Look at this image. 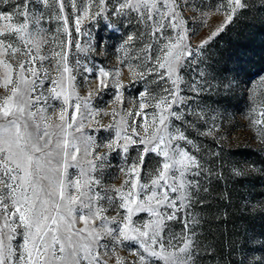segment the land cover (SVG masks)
<instances>
[{
    "label": "snow or ice",
    "instance_id": "obj_1",
    "mask_svg": "<svg viewBox=\"0 0 264 264\" xmlns=\"http://www.w3.org/2000/svg\"><path fill=\"white\" fill-rule=\"evenodd\" d=\"M7 3L0 0V4ZM70 3L77 33L83 20L95 19L107 11L106 0ZM9 6L12 12L0 11V22H6L0 24V264H108L104 257L121 245L136 249L132 264H193L194 229L186 216L183 225L190 234L183 236L182 246L173 243L175 235L165 239L168 223L181 220L191 206L190 190L198 186L187 175H200L197 158L178 143L191 141L182 132L173 134L170 130L171 119L182 118L172 111L173 105L187 104L180 94L179 73L193 56L190 46L184 44L186 21L179 11L182 5L178 0H119L109 13H136L137 19L149 25L151 37L164 41L154 67L127 64L133 81L156 73L161 81H171L172 88L164 89L165 95L154 105L159 115H153L150 121L146 109L152 105L145 102L150 98L147 90L139 92L138 106L121 115L119 121L116 116L120 113L113 108L114 123L99 127L115 129V138L99 144L86 134L93 123L99 124L96 117L101 115L93 109L92 98L115 89L114 103L122 104L125 85L120 79L121 69H96L77 61L84 79L92 74L96 80L88 96L80 97L74 93L76 77L68 66L64 42L56 45L60 51L49 48L48 54H42L51 31L41 27L43 20H55L63 25L65 34L71 35L65 0H18ZM96 7L99 10L93 11ZM222 7L229 9L226 19L231 21L236 9L244 4L241 0H226L215 5L217 12ZM166 28L176 30L175 40L164 36ZM134 39V35H128L124 45ZM206 43L203 41L201 47ZM67 44H71L70 39ZM76 47L86 50L79 43ZM151 49L149 44L146 51ZM45 61L55 62L57 78L44 68ZM148 61L152 62L151 56ZM46 80L50 87L45 85ZM55 101L60 102L59 108L52 103ZM136 116L144 121L143 134L137 131L134 120L129 124L126 119ZM130 145L141 147L137 161L120 169L128 177L124 185H129V190L124 191L122 185L108 195L96 178L97 169L103 167L108 151L121 149L127 158ZM150 154L158 158L157 166L153 178L144 183L141 173ZM105 202L117 209L116 216L106 215ZM138 213H147L149 219L137 225L133 217ZM81 223L83 227L78 226ZM116 264L125 262L117 256Z\"/></svg>",
    "mask_w": 264,
    "mask_h": 264
},
{
    "label": "rangeland",
    "instance_id": "obj_2",
    "mask_svg": "<svg viewBox=\"0 0 264 264\" xmlns=\"http://www.w3.org/2000/svg\"><path fill=\"white\" fill-rule=\"evenodd\" d=\"M17 2L8 0L7 4H0V11L12 12L9 5ZM118 2L106 0L107 11L95 19L83 20L81 32L77 33L74 9L70 0H65L70 36L55 20L41 22V27L51 29L49 44L44 46L42 54H48L49 48L60 51L56 45L64 42L68 66L76 77L74 93L80 97L88 96L89 91L95 88L96 80L92 74L85 80L77 61L80 65L95 66L96 69H121L120 79L125 85L123 103H114L115 89L92 98L93 109H98L101 115L96 117L99 124L93 123L86 129V134L93 136L98 144L115 138V129L99 127L114 123L111 115L113 108L120 113L116 116V121H119L121 115L138 106L139 92L147 90L150 98H146L145 102L152 105L146 109L150 121L153 115H159L154 105L165 95L164 89L172 88L171 81H161L156 73L133 81L127 64L154 67L158 48L163 47L164 41L153 39L149 25L137 19L136 13L130 16L109 15ZM241 2L244 7L237 8L232 20L228 21L226 13L229 9L222 7L218 12L215 9V5L226 3V0H178L182 5L179 11L186 21L184 44L190 46L193 56L185 61L179 73L182 78L180 94L187 99V104L173 105L172 111L182 118L171 119L170 130L173 134L182 132L191 141L181 140L178 143L197 158L200 175H187V179L197 181L198 186L190 190L191 206L181 220L168 223L169 232L165 239L175 235L173 243L182 246L183 236L190 234L183 225L186 216L194 229L193 264H260L264 261V122L256 123L257 120L264 121L261 116L264 110V0ZM80 3L81 0H77V4ZM98 10V7L93 9ZM202 12L208 15L202 16ZM3 23L6 22H0ZM213 32L217 34L212 36ZM128 35H134L136 39L124 45ZM176 35V30L165 29V37L175 40ZM69 39L70 45L67 44ZM203 41L207 43L201 47ZM77 43L86 50H78ZM149 44L152 49L146 51ZM148 56L152 57L151 63ZM44 68L49 69L53 78L58 77L54 61L52 64L45 61ZM45 85L51 86L47 80ZM193 87L195 91H192ZM52 103L59 108V101ZM104 112L109 114L103 115ZM126 119L129 124L134 120L137 131L143 134L141 125L144 121L141 117ZM139 147L130 145L127 158L121 149L107 152L103 167L98 168L95 175L108 195L113 194V188L122 185L124 191L129 190V185H124L128 177L120 169H126L137 161ZM157 160L152 154L145 158L142 182L148 183L153 178ZM104 207L108 208L107 216L117 215V209L109 208L106 202ZM148 219L147 213H138L133 217L137 225ZM78 226L83 227V224ZM135 250L134 247L121 245L115 253L109 251L104 258L108 264H116V257L119 256L125 264H132L135 259L132 252Z\"/></svg>",
    "mask_w": 264,
    "mask_h": 264
}]
</instances>
